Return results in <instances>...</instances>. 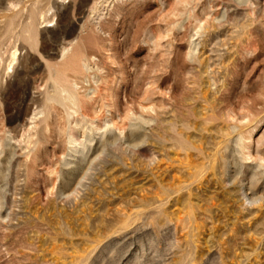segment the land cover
<instances>
[{"label": "rangeland", "instance_id": "374dc122", "mask_svg": "<svg viewBox=\"0 0 264 264\" xmlns=\"http://www.w3.org/2000/svg\"><path fill=\"white\" fill-rule=\"evenodd\" d=\"M0 264H264V0H0Z\"/></svg>", "mask_w": 264, "mask_h": 264}, {"label": "bare ground", "instance_id": "6f19581e", "mask_svg": "<svg viewBox=\"0 0 264 264\" xmlns=\"http://www.w3.org/2000/svg\"><path fill=\"white\" fill-rule=\"evenodd\" d=\"M263 198V197H262Z\"/></svg>", "mask_w": 264, "mask_h": 264}]
</instances>
